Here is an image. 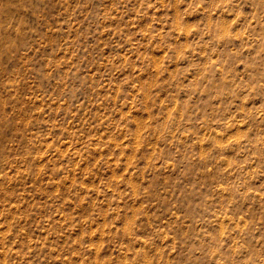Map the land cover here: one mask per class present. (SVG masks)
Instances as JSON below:
<instances>
[{"label": "rangeland", "instance_id": "1", "mask_svg": "<svg viewBox=\"0 0 264 264\" xmlns=\"http://www.w3.org/2000/svg\"><path fill=\"white\" fill-rule=\"evenodd\" d=\"M0 264H264V0H0Z\"/></svg>", "mask_w": 264, "mask_h": 264}]
</instances>
